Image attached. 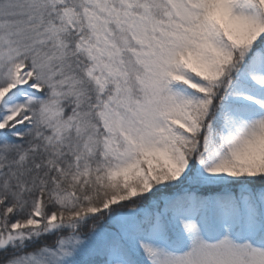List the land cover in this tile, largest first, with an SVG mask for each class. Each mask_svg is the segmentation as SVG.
<instances>
[{
	"label": "snow or ice",
	"instance_id": "obj_1",
	"mask_svg": "<svg viewBox=\"0 0 264 264\" xmlns=\"http://www.w3.org/2000/svg\"><path fill=\"white\" fill-rule=\"evenodd\" d=\"M0 264H264V0H0Z\"/></svg>",
	"mask_w": 264,
	"mask_h": 264
}]
</instances>
